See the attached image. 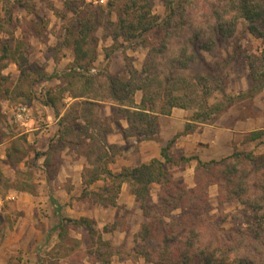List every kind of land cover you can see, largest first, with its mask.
<instances>
[{"label":"rangeland","instance_id":"rangeland-1","mask_svg":"<svg viewBox=\"0 0 264 264\" xmlns=\"http://www.w3.org/2000/svg\"><path fill=\"white\" fill-rule=\"evenodd\" d=\"M85 1L105 7L107 0ZM206 1L215 4L223 0ZM28 3L24 9L10 10L12 1L5 8L0 0V17L5 18L6 10L12 19L10 26L5 23L2 32H8L9 36L11 33L21 42L20 53L27 61V64L20 62L26 65L22 73L9 60L11 57L0 61L3 67L0 72V264H149L143 254L153 247L154 240L141 239L146 220L140 202L129 187L121 186L117 206L112 208L102 206L91 195L109 183L102 175L94 184H84L97 167L105 168L99 164L100 148L85 157L91 153L85 145L97 149L103 137L96 122L100 108L85 103L86 99L105 93L106 85L101 77L111 74L107 63L94 64L95 73L83 77L71 71V67L66 71L54 66L72 52L70 46L62 44L63 27L74 19L66 4L74 6L79 0H28ZM152 12L164 17L161 0L153 1ZM112 19L115 21V16ZM245 27L244 22H239L225 51L212 56L203 54L204 60L190 64L184 74L189 78L214 77L209 82L208 104L232 99L233 105L229 107L232 113L254 119L255 132L264 131V89L251 92L264 85V40L251 36ZM111 32L107 28L97 30V54L111 59L116 54L115 65L121 66L122 72L111 76L126 79L129 67L141 70L146 48L140 40L117 39L112 44ZM4 33L0 34L1 38L5 37ZM146 37L155 40L158 33L151 32ZM97 75L100 77L96 81L85 86L84 77L95 79ZM202 98L195 96V102L187 110L189 119L194 113H204ZM51 102L55 104L54 117ZM20 108L25 109L22 118L16 117ZM242 147V151L249 150L243 153L264 155V145L258 141ZM35 154L39 155L37 160ZM106 154L113 158L116 149ZM73 164L78 170L85 167L84 180L82 175L66 174ZM183 165H174L171 170L176 169L172 171L175 175L171 176L191 189L194 175H185ZM158 192L157 185L150 187L151 203L147 202L146 207L151 217L158 214L154 207ZM221 192L216 185L208 187V202L210 214L226 235L252 227L253 213L237 201L222 200L219 204L218 199L224 198ZM177 214L173 212L172 217ZM81 218L91 221L94 233L67 222Z\"/></svg>","mask_w":264,"mask_h":264},{"label":"trees","instance_id":"trees-1","mask_svg":"<svg viewBox=\"0 0 264 264\" xmlns=\"http://www.w3.org/2000/svg\"><path fill=\"white\" fill-rule=\"evenodd\" d=\"M9 1L13 6L10 10L24 9L29 4L28 0H3L5 8H8ZM153 1L107 0L105 7L87 4L85 0H79L74 6L65 3L74 19L72 24L63 27L65 34L62 44L70 46L74 56L71 71L78 76H87L91 69H95L98 56L96 32L99 28L111 29L114 41L140 40L146 48L140 71L129 67L126 79L103 74L101 78L106 85L105 93L102 92L98 98H88L85 103L94 109L100 108L99 102L117 104L120 107L118 114L128 124V129H122L121 135L125 139L134 137L137 141L156 139L157 118L169 116L173 108L188 110L195 102V96H203L205 111L192 115L190 121L193 124H207L219 118L234 101L226 99L209 105V82L214 81V77L189 78L184 72L190 64L203 61V54L212 56L225 51L239 22L245 23L246 31L251 36L264 40V0H223L215 4L206 0H161L165 8L163 18L153 14ZM112 16H115V21ZM4 17H0V34L4 33L5 23L10 26L12 20L6 10ZM151 32L158 33L155 40L146 37ZM4 34V38L0 35V61L11 57L9 60L22 73L26 65L22 66L20 62L27 64V61L20 53L21 42L14 39L11 33L10 36L8 32ZM2 68L0 66V72ZM98 76L95 79L84 77L85 86L96 81ZM261 89H264L263 84L251 92L258 93ZM137 92L141 93L139 104L134 99ZM49 106L55 111L54 102ZM96 122L103 137L97 149L88 143L85 145V149L91 152L85 157L93 155L100 148L104 154L101 152L98 160L105 168L97 167L83 183L87 186L94 184L102 175L104 181L109 183L91 195L102 206L112 208L117 206L116 198L121 186L126 184L129 187L131 194L140 202L146 220L142 225L141 239L150 237L154 240L153 247L143 254L147 263L264 264V155L234 152L229 157L210 162H201L197 157H182L181 162H197L194 187L189 189L185 184L175 182L166 170V165L172 163L168 151L176 137L161 148L163 161L152 160L113 173L106 168L113 160L112 155L108 157L106 153L114 148H105L104 135L111 131L114 120L98 117ZM192 123L186 125L184 134L193 131L196 125ZM88 139L91 141L92 137ZM248 139L264 145V131L253 132ZM34 157L37 160L39 155L35 154ZM152 185L159 187L154 205L158 214L154 217L149 215L146 207L147 202L151 203ZM214 185L225 198H219V204L222 200L237 201L253 213L252 227L236 232L235 236L226 235V231L210 214L208 187ZM173 212L178 214L172 217ZM67 222L84 226L88 233H94L89 219H70Z\"/></svg>","mask_w":264,"mask_h":264},{"label":"crops","instance_id":"crops-1","mask_svg":"<svg viewBox=\"0 0 264 264\" xmlns=\"http://www.w3.org/2000/svg\"><path fill=\"white\" fill-rule=\"evenodd\" d=\"M110 39L113 44L114 40L112 38ZM106 47L108 46H105V48ZM114 57L111 59V57L108 58L104 56V54L102 56L98 55L95 64L100 65L101 63H107L109 74L119 75V73L122 72V68H120L121 66L115 65ZM73 64L74 56L71 52V54H67L66 57L61 58L58 66H54L56 68L63 67L66 71H70L68 68H72ZM134 99L136 104H139L141 93L137 92ZM74 100H77V98H74ZM98 104L100 105V117L107 119L112 118L114 120V123L111 124V131L104 135L105 148L113 147L116 149V156L113 157L112 162L106 166V168L113 173L120 172L123 168L138 167L152 160L163 161L160 156L161 148L174 137H176V139L168 151L172 163L166 165V170L171 174L172 171L176 170H171L174 165L184 164L182 169L185 175L195 174L197 162L195 160L181 162L180 159L182 157H197L201 162L218 161L231 156L234 152L249 151L248 149L242 151V145L246 143L251 146L252 143L255 142L248 139L249 135L257 130L254 119L250 117H236L232 113L231 108L215 121L207 124H193L188 118L189 113L187 110L173 108L169 116H159L157 118L158 134L156 139L144 141H137L134 137L125 139L121 135V130H127L128 124L124 118L118 114L120 107L113 102H99ZM44 108L50 107L44 106ZM50 109L52 111V117H54L55 111L53 108ZM188 123H192V125L196 126L193 131L184 134L183 132ZM88 141L89 140H87V142ZM82 167L78 170L77 165H70L69 172L66 174L82 175V171L85 168ZM171 175H175V173Z\"/></svg>","mask_w":264,"mask_h":264},{"label":"built area","instance_id":"built-area-1","mask_svg":"<svg viewBox=\"0 0 264 264\" xmlns=\"http://www.w3.org/2000/svg\"><path fill=\"white\" fill-rule=\"evenodd\" d=\"M101 3H103L105 0H99ZM93 73H95V69H91L90 71H89V74H93ZM25 111V109L24 108H20L19 109V113L17 114V116L16 117H18V118H22L23 117V115H22V113Z\"/></svg>","mask_w":264,"mask_h":264}]
</instances>
